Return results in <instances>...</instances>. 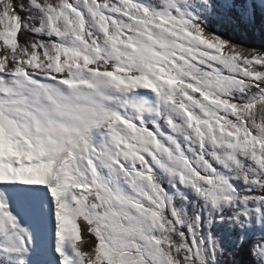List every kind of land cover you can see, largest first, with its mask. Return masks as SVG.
<instances>
[{"label": "snow or ice", "instance_id": "1", "mask_svg": "<svg viewBox=\"0 0 264 264\" xmlns=\"http://www.w3.org/2000/svg\"><path fill=\"white\" fill-rule=\"evenodd\" d=\"M0 264H264V0H0Z\"/></svg>", "mask_w": 264, "mask_h": 264}, {"label": "trees", "instance_id": "2", "mask_svg": "<svg viewBox=\"0 0 264 264\" xmlns=\"http://www.w3.org/2000/svg\"><path fill=\"white\" fill-rule=\"evenodd\" d=\"M246 43L250 46H255V47H260L261 46V41L256 38V39H248L246 41ZM245 260H247V257L244 258Z\"/></svg>", "mask_w": 264, "mask_h": 264}]
</instances>
